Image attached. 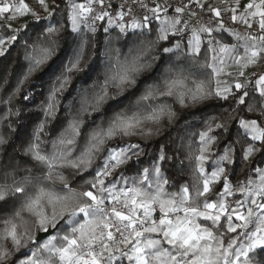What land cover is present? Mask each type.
Returning a JSON list of instances; mask_svg holds the SVG:
<instances>
[{"label":"snow or ice","instance_id":"obj_1","mask_svg":"<svg viewBox=\"0 0 264 264\" xmlns=\"http://www.w3.org/2000/svg\"><path fill=\"white\" fill-rule=\"evenodd\" d=\"M0 264H264V0H0Z\"/></svg>","mask_w":264,"mask_h":264},{"label":"trees","instance_id":"obj_2","mask_svg":"<svg viewBox=\"0 0 264 264\" xmlns=\"http://www.w3.org/2000/svg\"><path fill=\"white\" fill-rule=\"evenodd\" d=\"M13 55H15V50H13ZM187 119H188V121H195L198 119V117H189ZM183 123H184V121H181V124H183ZM199 127H200V125L194 124L192 128L188 129V132L189 133L196 132L199 130ZM182 134H183V132L180 130L173 131L171 133V137L176 140L177 144H179L180 143L179 135H182ZM160 145H169V147H171L172 146L171 140L169 138L165 137L164 139H161L158 144H155L154 147L156 148L157 152L159 151ZM186 146H187V140H185V152H187ZM152 149H153V145L150 144L148 151L151 153ZM169 155H172L171 151H169ZM181 159H184V157L181 156ZM186 167L190 169V165H187V162H186ZM184 176H185L186 180L191 181L192 177H191L190 170L186 171L184 173ZM243 178H244V172H242L241 168L238 166L236 169V175L234 177H232L233 183H235L236 180L243 179Z\"/></svg>","mask_w":264,"mask_h":264},{"label":"built area","instance_id":"obj_3","mask_svg":"<svg viewBox=\"0 0 264 264\" xmlns=\"http://www.w3.org/2000/svg\"><path fill=\"white\" fill-rule=\"evenodd\" d=\"M120 2V0H117V3H119Z\"/></svg>","mask_w":264,"mask_h":264}]
</instances>
